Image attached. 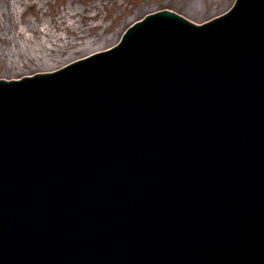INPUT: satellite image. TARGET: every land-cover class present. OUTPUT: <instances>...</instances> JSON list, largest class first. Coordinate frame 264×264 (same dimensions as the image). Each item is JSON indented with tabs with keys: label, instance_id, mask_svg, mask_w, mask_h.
<instances>
[{
	"label": "water",
	"instance_id": "obj_1",
	"mask_svg": "<svg viewBox=\"0 0 264 264\" xmlns=\"http://www.w3.org/2000/svg\"><path fill=\"white\" fill-rule=\"evenodd\" d=\"M84 64L0 81V264H264V0Z\"/></svg>",
	"mask_w": 264,
	"mask_h": 264
},
{
	"label": "rangeland",
	"instance_id": "obj_2",
	"mask_svg": "<svg viewBox=\"0 0 264 264\" xmlns=\"http://www.w3.org/2000/svg\"><path fill=\"white\" fill-rule=\"evenodd\" d=\"M234 0H0V77L55 69L115 43L146 13L170 8L195 21ZM197 10V11H196Z\"/></svg>",
	"mask_w": 264,
	"mask_h": 264
},
{
	"label": "bare ground",
	"instance_id": "obj_3",
	"mask_svg": "<svg viewBox=\"0 0 264 264\" xmlns=\"http://www.w3.org/2000/svg\"><path fill=\"white\" fill-rule=\"evenodd\" d=\"M3 9L6 10L11 15L12 10H11V7L9 5V0H4Z\"/></svg>",
	"mask_w": 264,
	"mask_h": 264
}]
</instances>
